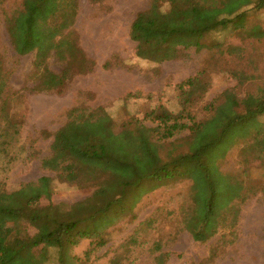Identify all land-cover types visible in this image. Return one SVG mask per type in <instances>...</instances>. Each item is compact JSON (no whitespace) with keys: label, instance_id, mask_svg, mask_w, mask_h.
<instances>
[{"label":"rangeland","instance_id":"1","mask_svg":"<svg viewBox=\"0 0 264 264\" xmlns=\"http://www.w3.org/2000/svg\"><path fill=\"white\" fill-rule=\"evenodd\" d=\"M151 1L107 0L98 4L78 0L74 30L87 57L95 62V69L74 77L60 92H33L37 67L44 61L56 31L52 24L40 19L47 15L45 4L38 5L36 0H0L1 72L8 88L22 96L10 110L18 112L23 121L17 142L0 154V190L13 192L26 183L49 177L54 190L50 199L40 201L41 207L72 206L93 195L94 188L64 184L56 173L42 166V161L52 154L55 133L67 123L72 109L104 108L116 130L133 120L155 127L157 124L146 117L148 112L164 106L178 115L182 85L204 73L209 90L191 106V117L171 120L170 124L179 130L170 139L160 141L165 157L187 151L181 144L211 114L208 105L214 104L224 91L233 90L243 98L264 89V35H249L254 28L264 33V10H247L240 29L230 26L208 35L204 41L207 47L202 51L190 49L179 60L152 64L136 57V44L130 39L132 23ZM33 4L37 6L29 14ZM229 47L236 48L239 54L229 53ZM24 48L25 53H20ZM46 65L55 73L64 68L55 57ZM258 123H264V116L243 123V127L254 133ZM247 142L232 147L219 161L220 170L242 181L245 188L246 199L236 202L240 219L235 228L220 230L207 243L195 242L182 222L183 210L190 204L191 182L170 180L142 194L137 201L138 191L132 194L130 202L119 208L116 224L103 232L105 244L92 251L89 258L85 254L94 248L90 239L73 247L71 256L80 260L78 264H159V260L160 264H264V161L255 151H242L250 143ZM150 184L147 181L144 186ZM11 229L10 223L0 225V238H6ZM48 264H55V254Z\"/></svg>","mask_w":264,"mask_h":264},{"label":"trees","instance_id":"2","mask_svg":"<svg viewBox=\"0 0 264 264\" xmlns=\"http://www.w3.org/2000/svg\"><path fill=\"white\" fill-rule=\"evenodd\" d=\"M92 1L99 4L107 0ZM36 3L47 6L46 17L41 15L40 19L53 25L56 37L37 67L38 80L31 91L60 92L74 77L92 73L96 65L80 46L74 30L78 0ZM36 6L32 5L29 14ZM249 9L264 10V0H153L131 25L136 57L163 64L181 59L187 50L202 51L208 35L230 26L244 27ZM12 23L13 17L8 21L9 29ZM249 33L252 37L264 35L259 28ZM228 52L239 54L234 47ZM54 57L64 65L60 73L46 65ZM2 70L0 66V154L17 142L23 125L21 115L10 110L22 96L8 88ZM204 75L199 73L182 85L178 115L164 106L148 112L146 117L157 124L155 127L133 120L116 130L104 108L72 109L67 123L55 133L52 154L42 166L56 173L62 183L78 189L94 188V193L72 206L41 207L40 201L50 199L54 190L49 177L26 183L13 192L0 190V225H12L10 234L0 238V264H48L53 254L55 264H78L80 260L70 254L73 247L90 239L94 248L85 254L89 258L92 251L105 244L103 232L116 224L119 208L130 202L132 194L138 191L137 201L170 180L191 182L190 204L183 210L182 222L195 242L207 243L220 230L235 228L240 219L236 202L246 199L245 188L242 181L220 170L219 161L232 147L247 141L250 143L242 151H255L264 161V123L256 124L254 133L243 127V123L264 116V89L243 98L233 90L224 91L208 105L211 114L181 144L186 152L164 157L160 144L179 130L171 120L191 117V106L207 94L210 85ZM147 181L151 184L145 187Z\"/></svg>","mask_w":264,"mask_h":264}]
</instances>
